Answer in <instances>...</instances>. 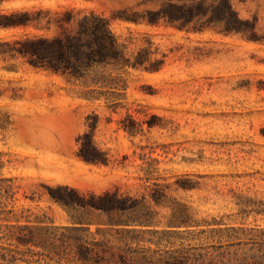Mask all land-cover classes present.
Returning <instances> with one entry per match:
<instances>
[{
	"label": "rangeland",
	"instance_id": "374dc122",
	"mask_svg": "<svg viewBox=\"0 0 264 264\" xmlns=\"http://www.w3.org/2000/svg\"><path fill=\"white\" fill-rule=\"evenodd\" d=\"M231 3L241 18L258 19V37L113 18L125 8H157L155 1L3 0L0 11L59 5L94 10L111 18V28L128 43L129 54L150 38L153 57L164 63L157 70L129 68L123 73L125 91L95 98L65 76L67 80L55 77L23 59L15 61L17 71H9L5 67L13 61L1 57L0 209L47 217L68 235L75 234L72 229L81 220L91 238L101 241L109 230L123 226H111L109 216L94 208L63 205L54 195L67 194L63 186L87 197L118 190L138 204L123 218L152 220L126 228L156 232L145 236L164 237L163 250L242 240L248 242L243 251L261 259L264 0ZM25 31L0 28V37ZM93 114L99 117L93 140L108 161L77 155L78 137L92 132L87 117ZM128 114L142 123V132L123 129L121 120ZM258 244H263L261 251Z\"/></svg>",
	"mask_w": 264,
	"mask_h": 264
},
{
	"label": "trees",
	"instance_id": "16d2710c",
	"mask_svg": "<svg viewBox=\"0 0 264 264\" xmlns=\"http://www.w3.org/2000/svg\"><path fill=\"white\" fill-rule=\"evenodd\" d=\"M148 1L158 2L159 6L142 11L125 8L113 18L172 25L186 32L202 33L212 29L258 37V19L241 18L231 0H144V3ZM2 2L0 0V4ZM0 28L26 29L14 37H0V58L13 61L5 67L7 70L17 71L15 61L23 59L34 68L65 76L73 84L88 89L95 98L125 91L127 81L123 73L129 68L157 70L164 63L163 58L153 57L154 43L150 38L146 46L129 54L128 43L113 32L111 18L94 10L84 12L59 5L57 8L40 6L0 11ZM98 120L97 114L88 115L92 132L83 133L77 140L80 144L77 155L86 161H108L93 140ZM121 125L131 134L143 131L142 123L130 114L121 120ZM63 188L67 194L54 195L59 203L74 208H94L109 216L111 226L123 227L112 229L114 233L109 230L110 236L105 235L98 241L91 238V232L81 220L80 225L72 229L75 234L68 235L59 232V227L47 217L32 218L16 214L14 208H1L0 220L5 224L0 222V264H264V256L260 259L256 253L248 255L243 251L242 247L248 242L242 240L163 250L160 247L164 237H147L146 232L152 231L126 228L136 221L143 225L152 223L150 219L139 220L138 216L123 218L138 205L129 194L116 190L98 195L90 193L87 197L73 187ZM146 242L155 243L157 248L145 246ZM167 243L172 242L167 240ZM256 245L252 242L250 250ZM262 245L258 244V251L262 250ZM232 247H236L233 252Z\"/></svg>",
	"mask_w": 264,
	"mask_h": 264
},
{
	"label": "crops",
	"instance_id": "0c3cea01",
	"mask_svg": "<svg viewBox=\"0 0 264 264\" xmlns=\"http://www.w3.org/2000/svg\"><path fill=\"white\" fill-rule=\"evenodd\" d=\"M53 75H55V77H59L60 79H66L63 75H61V74H53ZM67 80V79H66Z\"/></svg>",
	"mask_w": 264,
	"mask_h": 264
},
{
	"label": "bare ground",
	"instance_id": "6f19581e",
	"mask_svg": "<svg viewBox=\"0 0 264 264\" xmlns=\"http://www.w3.org/2000/svg\"><path fill=\"white\" fill-rule=\"evenodd\" d=\"M2 34V33H1Z\"/></svg>",
	"mask_w": 264,
	"mask_h": 264
}]
</instances>
